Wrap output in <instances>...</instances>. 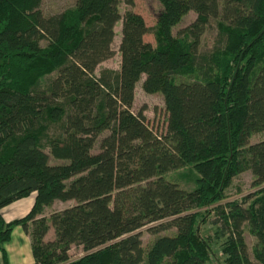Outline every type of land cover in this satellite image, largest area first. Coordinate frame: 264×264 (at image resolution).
Here are the masks:
<instances>
[{"label": "trees", "instance_id": "16d2710c", "mask_svg": "<svg viewBox=\"0 0 264 264\" xmlns=\"http://www.w3.org/2000/svg\"><path fill=\"white\" fill-rule=\"evenodd\" d=\"M41 1L0 0V208L34 192L24 215L0 212L3 264L17 224L30 264H208L218 236L223 264H251L244 224L264 264V138L250 141L264 133V0H158L151 26L121 14L120 0H75L48 15ZM119 19L120 67L96 73ZM212 22L216 41L201 50ZM138 80L163 97V133L131 109ZM247 168L258 188L230 198ZM145 225L156 233L147 244ZM72 244L83 253L71 257Z\"/></svg>", "mask_w": 264, "mask_h": 264}, {"label": "rangeland", "instance_id": "374dc122", "mask_svg": "<svg viewBox=\"0 0 264 264\" xmlns=\"http://www.w3.org/2000/svg\"><path fill=\"white\" fill-rule=\"evenodd\" d=\"M75 0H42L40 4V8L45 15L56 13L64 10L66 7L71 6ZM161 6L158 0H132V3H128L125 0H120L119 2V11L121 14L124 13L125 10L130 9L140 13L148 26H151L155 23L157 13L159 12ZM195 15L194 13H190L189 16L185 19L184 23L188 22ZM120 28H121V20L119 19L114 26L115 35L111 42V48L113 49V54L108 58L102 60L95 68V72L98 73L99 70L103 67H110L114 69H119L120 67V52L118 49L119 41H120ZM143 39L145 41H150L154 44V37L151 31L146 32L143 35ZM216 41V28L214 23L212 22L204 31L201 36V50L210 49ZM44 43V41H42ZM55 74L52 72L49 75V79ZM143 107V113L145 114L146 121L148 125L155 131L157 134L163 133L166 129L167 125V111L165 109L163 97L160 93H148L143 90L141 87V80H138L134 90V100L131 109L133 111H137L139 108ZM264 138L263 132L254 133L250 139L251 142ZM253 173L250 168H247L237 175H235L232 179L231 184L227 187V192L231 195L230 198L242 197L247 193H254L255 189L258 187L253 184ZM264 185V183H263ZM33 194V192H31ZM29 196V195H27ZM25 196V197H27ZM23 197V199H26ZM22 199V198H21ZM24 201V200H21ZM76 200L74 198L71 199H54L52 203L46 205L45 209H43V215H48L50 212L54 210L61 209L65 206L75 203ZM4 207V206H2ZM0 208V212L1 209ZM30 207L23 206L17 209V214L19 216L24 215ZM213 212H211L209 217H213ZM16 218V217H14ZM149 225V224H148ZM145 225L140 228L142 242L147 244L153 236L156 234L147 230V226ZM21 226V225H20ZM23 228V227H22ZM24 229V228H23ZM215 229V226L212 224H205L202 226V233H211ZM25 230V229H24ZM174 228L165 229L159 231V233H165L173 231ZM245 240L247 242L248 253L251 258V264H259V262L253 257L251 247L255 242L256 238L253 234H251L244 224L243 226ZM30 236V235H29ZM54 236L53 227L50 226V229L47 233V238H52ZM223 240V236L215 237L214 245L212 244V254L211 259L208 261V264H223L224 255L221 253L219 248L220 242ZM69 254L71 257L78 256L83 253V249L80 245L72 244L69 248Z\"/></svg>", "mask_w": 264, "mask_h": 264}, {"label": "crops", "instance_id": "0c3cea01", "mask_svg": "<svg viewBox=\"0 0 264 264\" xmlns=\"http://www.w3.org/2000/svg\"><path fill=\"white\" fill-rule=\"evenodd\" d=\"M29 196L18 198L2 207L1 213L5 220H11L14 217H17V209L28 206L31 207L34 200V192L33 194H28ZM24 200V201H21ZM44 207L43 209H45ZM30 209V208H29ZM28 209V210H29ZM43 215V212L41 213ZM50 229V228H49ZM48 229V231H49ZM45 234V238H47V233ZM50 239V238H48ZM8 262L10 264H30L33 260L31 246H30V236L29 233L22 228L19 224L14 225L12 227L10 238L4 243ZM0 264H3L2 254L0 252Z\"/></svg>", "mask_w": 264, "mask_h": 264}]
</instances>
